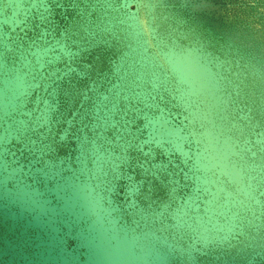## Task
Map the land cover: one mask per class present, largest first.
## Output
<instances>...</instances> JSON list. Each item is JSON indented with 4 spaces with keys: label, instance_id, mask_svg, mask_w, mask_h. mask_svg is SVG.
Segmentation results:
<instances>
[{
    "label": "water",
    "instance_id": "water-1",
    "mask_svg": "<svg viewBox=\"0 0 264 264\" xmlns=\"http://www.w3.org/2000/svg\"><path fill=\"white\" fill-rule=\"evenodd\" d=\"M0 264H264V0H0Z\"/></svg>",
    "mask_w": 264,
    "mask_h": 264
},
{
    "label": "rangeland",
    "instance_id": "rangeland-1",
    "mask_svg": "<svg viewBox=\"0 0 264 264\" xmlns=\"http://www.w3.org/2000/svg\"><path fill=\"white\" fill-rule=\"evenodd\" d=\"M18 80V79H17Z\"/></svg>",
    "mask_w": 264,
    "mask_h": 264
}]
</instances>
